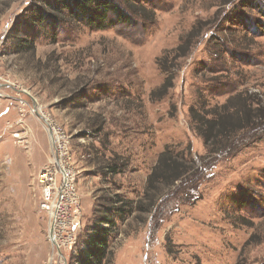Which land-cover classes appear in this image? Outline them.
I'll return each instance as SVG.
<instances>
[{"label": "rangeland", "instance_id": "1", "mask_svg": "<svg viewBox=\"0 0 264 264\" xmlns=\"http://www.w3.org/2000/svg\"><path fill=\"white\" fill-rule=\"evenodd\" d=\"M16 1L0 9V42L8 40L0 47V264H75L98 198L123 193L131 213L108 264H264V126L209 157L190 119L192 108L221 106L240 92L264 101V0L260 10L246 7L252 0H126L149 20L35 33L25 17L40 0ZM16 23L35 53L7 51ZM181 45L186 55L173 52ZM166 79L168 96L153 97ZM52 129L69 142L82 209L77 246L62 252L39 210ZM166 146H189L197 175L150 203L145 187ZM116 163L122 173L109 195L113 186L98 170Z\"/></svg>", "mask_w": 264, "mask_h": 264}, {"label": "trees", "instance_id": "2", "mask_svg": "<svg viewBox=\"0 0 264 264\" xmlns=\"http://www.w3.org/2000/svg\"><path fill=\"white\" fill-rule=\"evenodd\" d=\"M5 1L8 0H0V9ZM123 1L127 7L131 5L125 11L120 10L114 0H40V8L35 5L30 9V14L25 17L27 20L29 18L26 26L30 33L51 28L58 30L65 27L64 25L73 24H82L91 31L103 32L116 26L132 25L129 21L135 15L140 21L149 20L146 10L145 12L140 8L134 10L135 6L130 3L131 1ZM257 3H260V0H252L246 7L255 5L254 7L260 10ZM23 26L16 23L10 30L16 35V42L9 41L7 51L14 55L33 54L36 51V42L33 38L19 37L22 32L18 29ZM249 28L251 27L248 26L247 29ZM5 39L3 43L0 42V47L6 45L8 40ZM173 52L186 55V48L181 45ZM161 69L167 71L164 67ZM166 80L168 82L158 88L153 93V97L162 99L168 96L172 89V79ZM246 95L248 98L240 92L236 96L228 97L221 106L216 105L211 108L202 106L190 110L191 125L194 132L203 140L209 157H217L231 151L233 143L241 135L264 126V101L258 99L256 95ZM173 150L174 148L166 146L151 170L144 191L147 199L151 195L150 203L162 191H170L176 185H183L197 175L198 165L193 159L191 148L188 146L184 152L180 153ZM113 155L119 158L117 154ZM121 173L118 163L106 164L104 168L98 170V175L104 182L113 186L107 191L109 195L114 192V186H117L116 177ZM98 201L102 204L100 209H95L98 213L95 226L88 231V235L83 240L80 252L75 258V264H108L112 240L118 235L119 226L125 216L131 213L132 206L129 207L125 193L103 196L98 198ZM154 205L156 204H152V207ZM150 210L151 208L147 212Z\"/></svg>", "mask_w": 264, "mask_h": 264}, {"label": "built area", "instance_id": "3", "mask_svg": "<svg viewBox=\"0 0 264 264\" xmlns=\"http://www.w3.org/2000/svg\"><path fill=\"white\" fill-rule=\"evenodd\" d=\"M52 133V160L39 176V210L48 215L51 245L62 252L77 246L82 209L75 187L78 172L73 166L69 142L53 129Z\"/></svg>", "mask_w": 264, "mask_h": 264}]
</instances>
